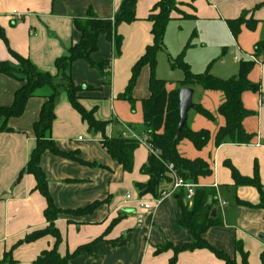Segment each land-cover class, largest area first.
Wrapping results in <instances>:
<instances>
[{
  "label": "crops",
  "instance_id": "1",
  "mask_svg": "<svg viewBox=\"0 0 264 264\" xmlns=\"http://www.w3.org/2000/svg\"><path fill=\"white\" fill-rule=\"evenodd\" d=\"M122 1L0 0V28L4 33V37L0 34V62L9 61L17 65L11 53L13 50L30 59L39 70L55 75V83L64 85L66 81L55 63L58 58L67 56L71 46L80 40L81 32L75 26L76 21L90 29H94L95 24L91 22L89 13L99 19L114 21ZM158 1L138 0L137 20L118 26L116 32L122 36L120 53L106 33L100 34L93 60L99 66L110 60L109 76L103 77L101 66L92 67L85 60H77L71 67L74 82L87 88L79 92L81 104L87 110L94 109L98 120L109 122L106 133L110 137L127 134L128 138H147L143 101L151 94L150 67L147 65L141 70L132 91L133 101L121 98L120 94L129 83L133 66L153 43L149 15ZM177 1L183 11L194 14L196 18H174L167 26L165 59L161 61L160 54H164L161 51L157 58L156 76L166 81L168 92L181 89L179 81L183 78L180 68L171 67L169 55L181 53L198 29L195 23L212 25L219 33L221 26L226 28L232 37L230 52L235 61L256 56L257 43L264 41V0ZM191 3L192 6L189 5ZM14 11L18 15H14ZM245 11L249 12L248 17L253 16L259 23L253 30L243 25L235 38L227 20L241 16ZM250 31L251 41H245L244 33ZM194 38L199 41L187 49L185 60L196 73L202 66L208 67L212 57L205 53L203 61L197 59L196 49H200L201 55L206 44L202 34L197 32ZM215 48H221V41ZM260 54L256 57L259 58ZM215 62L217 60L212 62L210 71L219 78L233 77L239 71L238 66L221 75V65L214 68ZM249 80L252 86L255 83L258 86L257 90L253 86L242 94L243 105L254 112L243 121L245 130L254 135L250 143L216 144L217 132L226 125L225 117L219 113L225 95L221 91L196 86L192 87L194 105L200 104L213 118L193 107L187 115L186 125L193 131L208 130L210 140L205 147L197 149L185 138L180 141L178 151L187 159L205 160L212 170L196 183L200 189L212 188L216 195L213 217L217 224L207 230L205 239L229 256L236 257L239 263L241 256L236 252L235 244L240 242L248 253L249 264H264L261 194L252 185H236L228 165L232 164L242 176L247 177H253L258 169L264 192V104H260L264 99V60L260 59L255 72L249 74ZM20 86L21 82L16 78L0 74V107L13 104ZM50 92V88H42L29 99L21 116L9 119L11 130L0 131V261L11 250L18 264H34L43 251L52 249L55 244L53 236L45 235L33 242L16 245L28 233L48 226L44 213L47 199L36 189L35 176L23 171L36 146L34 123L39 119L45 97ZM51 136L61 150L76 152L87 162L83 164L49 151L42 155L41 166L55 205L73 211L101 202L91 212L61 214L56 220L62 235L58 247L61 255L73 254L78 248L91 245L90 250L75 256L71 264H169L174 250L163 247L168 244L181 247L193 241V236L178 223L182 212L176 193L159 198L140 193L137 185L149 180L148 175L140 172L151 153L149 147L140 144L134 152L133 170L124 171L103 147L102 134L91 130L73 107L64 86L55 102ZM169 187L170 183H164L161 188ZM142 202L153 205L154 210L142 207ZM209 202H213V198L210 197ZM114 241L117 245H113ZM176 264H224V261L208 249H196L178 253Z\"/></svg>",
  "mask_w": 264,
  "mask_h": 264
},
{
  "label": "trees",
  "instance_id": "2",
  "mask_svg": "<svg viewBox=\"0 0 264 264\" xmlns=\"http://www.w3.org/2000/svg\"><path fill=\"white\" fill-rule=\"evenodd\" d=\"M137 2L138 0H123L114 21L99 19L95 14L89 13L91 22L95 24L94 29L87 28L78 20L76 21L75 26L81 32V38L71 46L67 56L58 58L55 63L58 72H62L66 81L64 85L55 83V75L39 70L30 59L17 54L13 50H11V53L17 60V65L9 61L0 62V74L11 76L21 82V86L15 92L13 104L0 107V131L11 130L8 127L9 119L21 116L25 112L29 99L35 97L42 88L48 87L51 90L50 94L45 97L39 119L34 123L36 146L23 171L35 176L36 189L47 199L48 205L44 213L48 226L44 229L28 233L16 245L33 242L45 235H51L55 239L52 249L43 251L34 261V264H71L72 259L79 253L90 250L91 245L88 244L78 248L73 254L61 255L58 247L62 241V235L56 226V220L61 214L80 215L91 212L101 204L100 201H97L79 210H63L55 205L49 192L48 180L41 166V158L46 151L83 164L87 163L79 158L76 152L61 150L51 136L55 120V102L62 86H64L67 92L69 101L80 113L83 120L88 123L89 128L102 134L101 143L112 159L118 162L124 171L131 172L133 170L134 152L141 143L134 138H125L123 136L110 137L107 135L106 129L109 122L98 120L94 109L87 110L81 104L79 92L87 88L74 82L70 70L75 61L85 60L92 67L99 68L101 66L103 77L109 76L110 60H105L100 66L93 60V54L98 50L99 36L102 33H106L108 38L113 42L117 53H120L122 36L118 35L116 30L122 23H132L137 20ZM180 5L177 0H160L154 5L149 15V20L152 22L151 33L153 35V43L147 47L145 54L133 66L129 83L125 91L120 94L121 98L133 101L132 91L141 70L147 65L150 67L149 89L151 94L149 98L143 101L144 124L147 127V142L159 153H150L147 163L143 165L141 170L142 173L149 176V180L147 183L138 184L137 186L141 195L152 194L156 198L161 197L162 193L167 190L161 188L162 185L164 183L169 184L172 181L168 168L171 163L174 164L179 175L194 183H197L201 176L209 175L212 172L210 165L205 160L201 158L194 160L187 159L179 153L178 145L181 140L185 138L189 139L197 149H202L209 142L211 134L205 129L193 131L187 125H185L181 132H178L180 123V89L168 92L166 81L156 76L158 54L166 50L165 35L169 22L174 18H196L194 14L183 11ZM189 5L192 6V3ZM175 14L178 16H175ZM248 14L249 12L245 11L241 16L227 20L228 27L235 38L240 34L243 25H246L251 30L257 27L259 20L253 16L248 17ZM0 34L4 37L1 28ZM195 36L196 32H193L184 49L175 58L169 55L171 67H178L183 71V78L179 81L181 88L198 86L204 90L223 92L225 100L219 107V113L225 117L226 125L221 127L217 132L216 144L219 146L223 143H250L254 135L245 130L243 121L254 112L245 108L242 94L249 90V87L252 85L249 80V74L256 62L252 59L241 60L237 75L230 78H219L212 74L210 71L212 63L208 65L204 72L195 73L185 60L186 51L192 47ZM262 52H264V41L257 43L255 55L257 56ZM253 86L255 90L258 89L256 84H253ZM194 107L201 114L211 119L213 118L212 114L200 104L196 103ZM228 165L232 170V176L236 185H252L258 189L261 194L260 205L264 208V192L258 169H256L253 177H247L242 176L232 164L228 163ZM175 195L182 212L178 223L193 236V241L181 247H175L172 244L163 247L164 249L173 248L174 250L175 254L169 264H176L178 253L196 249L210 250L216 257L223 260L224 264H249L248 253L240 242H236L235 244V250L241 256V262L239 263L236 257H231L224 251L212 246L204 237L207 230L217 224L216 218L213 217L216 195L212 188H196L192 207H189V204L185 202V192L183 190ZM210 197L213 198V202L211 203L209 202ZM113 245H117L116 241L113 242ZM0 264H18V261L13 258L12 251L10 250L4 254Z\"/></svg>",
  "mask_w": 264,
  "mask_h": 264
},
{
  "label": "rangeland",
  "instance_id": "3",
  "mask_svg": "<svg viewBox=\"0 0 264 264\" xmlns=\"http://www.w3.org/2000/svg\"><path fill=\"white\" fill-rule=\"evenodd\" d=\"M192 24H194V23H192ZM195 27H198L196 33L198 32V33L203 35V40L205 39V44H206L205 49H201V51H202L201 55L198 52L200 49H196V50H198L196 52V57L198 60L203 61V59L205 58L204 54L207 53V57H212L208 64L212 63L214 60H217V62H215L214 68L221 65V75L226 74L225 72L236 69L240 65V61L239 62L235 61L233 54L230 52V48L232 47L233 42L231 41L232 37L226 28L223 29L221 26V33H219V32H217V29L212 25L203 24V26H202L199 23H195ZM203 30L206 31V34H204ZM251 35H252L251 31L244 33V40L245 41H251V38H250ZM197 41H199V40L198 39L193 40V44H194V42H197ZM219 41H221V48H215V45H217V42H219ZM224 51H226V54L223 55ZM163 52H164V54H160V58H162L161 59L162 62H164L165 54H166V51H163ZM236 52L238 54L237 50H236ZM172 57L175 58L176 56H172ZM253 57L254 58H252V60H254L256 63H255V66L253 67L252 71L250 72L251 74H253L255 72V70L257 69V64L259 63L260 59L264 60V53L260 54L259 58H257L256 56H253ZM247 59L248 58H246L245 60H247ZM248 60H250V59H248ZM206 69H207V66L205 68H204V66H202V68L200 70H198L196 73H202ZM193 72H195V71H193ZM140 172H142V171L140 170ZM185 202L189 204V207H192V202H189L187 200H185Z\"/></svg>",
  "mask_w": 264,
  "mask_h": 264
},
{
  "label": "built area",
  "instance_id": "4",
  "mask_svg": "<svg viewBox=\"0 0 264 264\" xmlns=\"http://www.w3.org/2000/svg\"><path fill=\"white\" fill-rule=\"evenodd\" d=\"M14 15H18L17 11L13 12ZM254 58V57H253ZM260 104H264V99L261 100ZM124 137L128 138V135L125 134L123 135ZM135 139L139 140V142L141 144H145L149 147L151 153L154 154H158L159 152L156 151L154 149V147H152L147 141V138H139L137 136H134ZM169 175L171 177V183H170V187L162 193V197L165 195H172L175 193H178L180 191H184L185 192V200L192 202L195 196V192H196V188H197V184L194 182H191L189 180H186L185 178H183L181 175H179L175 169L174 164H169ZM222 205H225L224 202L221 203ZM141 206L148 209V210H154V206L151 204H147L142 202Z\"/></svg>",
  "mask_w": 264,
  "mask_h": 264
},
{
  "label": "water",
  "instance_id": "5",
  "mask_svg": "<svg viewBox=\"0 0 264 264\" xmlns=\"http://www.w3.org/2000/svg\"><path fill=\"white\" fill-rule=\"evenodd\" d=\"M249 89H253V86L251 85ZM193 95L194 89L191 87H183L180 89V123L178 132H181V130L185 127L187 115L189 111L194 107ZM213 215H215V211Z\"/></svg>",
  "mask_w": 264,
  "mask_h": 264
}]
</instances>
